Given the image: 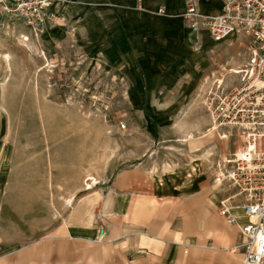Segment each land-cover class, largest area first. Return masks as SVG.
Wrapping results in <instances>:
<instances>
[{"label": "rangeland", "instance_id": "rangeland-1", "mask_svg": "<svg viewBox=\"0 0 264 264\" xmlns=\"http://www.w3.org/2000/svg\"><path fill=\"white\" fill-rule=\"evenodd\" d=\"M54 4L39 31L0 15V264H44L52 250L59 264H89L92 250L99 264H241L238 230L204 232L214 219L237 229L218 214L227 193L214 174L242 146L237 130L213 129L204 100L216 80H239L249 39L168 27L143 45L136 26L150 18L116 27L105 10ZM86 197L96 203L81 215ZM151 215L150 234L181 230L182 244L152 257L120 249L134 238L113 229L148 232L126 219Z\"/></svg>", "mask_w": 264, "mask_h": 264}, {"label": "built area", "instance_id": "built-area-1", "mask_svg": "<svg viewBox=\"0 0 264 264\" xmlns=\"http://www.w3.org/2000/svg\"><path fill=\"white\" fill-rule=\"evenodd\" d=\"M56 0H0V15L39 31L51 20ZM164 14L160 8L157 12ZM182 19L193 30H205L214 43L231 35L249 39L247 58L239 80L231 86L217 80L205 94V108L215 130H237L242 146L216 166L214 183L226 188L218 214L227 225L238 227L243 261L264 264V0H221L220 12L206 15L192 0ZM238 209L246 221H239ZM99 240L106 238L101 228Z\"/></svg>", "mask_w": 264, "mask_h": 264}, {"label": "crops", "instance_id": "crops-1", "mask_svg": "<svg viewBox=\"0 0 264 264\" xmlns=\"http://www.w3.org/2000/svg\"><path fill=\"white\" fill-rule=\"evenodd\" d=\"M66 1H75V2H81L83 4H87V6L92 7L93 8V12H98L101 10H105L109 13L115 14L118 18V24L116 25V27H122L125 23L124 19L127 18V14H130L132 16H134L136 18V22L137 19H143V18H150V20L159 25L160 29L156 30V27L151 26L152 22L150 23L149 27H146L143 24H140L139 26H136L137 29H140L142 31V34L144 36V38H142V44L143 45H150L152 42H154L157 38L160 37H165L167 32L166 29L169 27L171 31H173L174 29V34L176 35H180L181 32L180 30L182 29V27L185 30V34H187L188 36H195L197 34H199V32H195V31H187V29L189 30L190 28L187 26L186 22L182 19V14L185 11V7H186V2L188 0H66ZM197 8L198 11L202 14H206V15H216L220 12L221 9V0H192ZM62 2V1H60ZM59 4H54L56 6H65L63 5V3ZM68 4V3H67ZM139 8V11L135 13V11L137 10H133L134 8ZM56 8V7H55ZM162 8L164 10V14L163 15H159L157 12L158 10ZM101 9V10H100ZM132 10V11H131ZM117 13V14H116ZM153 14V15H152ZM180 19V20H179ZM126 27V26H124ZM145 28L147 30V32H145ZM191 30V29H190ZM179 32H181L179 34ZM72 197V200L70 202V204L67 203L68 198ZM70 197H68L67 199H65V204L72 207L75 196L73 194L70 195ZM93 198L91 197H86L85 201L87 204V207H85L84 209H82V211L80 210V212L82 213L81 215L85 214L84 211L88 210V206H92L93 204H95L96 202H93ZM140 203L142 204H147L141 200H139ZM125 213V212H124ZM211 214V212H210ZM91 216V214L88 212L84 218L88 219V216ZM124 215V214H123ZM210 216V215H209ZM152 215L150 216V221L151 223L146 225H140V224H135L133 219H126L125 216L124 218L126 220H131L132 225L135 227L134 229L137 231H140L139 227L140 226H146L148 228V232L145 231H140V232H128L127 229L125 228H116L113 229L112 231V237H117L120 235H124L122 237H125L126 239H131L134 238V244L130 245L127 243H122L120 244V249H124L125 246H129L128 248H132V252H137V253H141V254H146L147 256H162V255H166L167 252L172 249L174 246L176 245H181L184 241V233L181 230H172L171 232H174L173 236L171 239L165 238V237H159L154 235V232H158L155 231L153 228V221L151 219ZM208 217V216H207ZM206 217V218H207ZM237 217L238 214H237ZM205 218V219H206ZM240 218V217H239ZM242 221L244 222L245 220L243 218ZM85 221V222H86ZM214 221V226L218 227L219 229H215V230H206L204 228V232H215V236L216 237V232H236L237 229H227L222 227V223H220V221L218 220H213ZM92 223V220H91ZM91 223L89 226L86 225V227H90ZM127 231V232H126ZM150 232H153L150 234ZM239 234V231H238ZM109 242V241H107ZM90 244V243H89ZM90 246H92V244H90ZM89 247V246H88ZM53 251V250H52ZM52 251H50V255L49 258H47V255H45L44 257V264H59L60 263V257L57 256L54 253H51ZM96 252H98V250H92V255L88 257L87 263L89 264H99V260L96 257ZM38 264H43V261H40Z\"/></svg>", "mask_w": 264, "mask_h": 264}, {"label": "bare ground", "instance_id": "bare-ground-1", "mask_svg": "<svg viewBox=\"0 0 264 264\" xmlns=\"http://www.w3.org/2000/svg\"><path fill=\"white\" fill-rule=\"evenodd\" d=\"M193 31V30H192ZM199 31H202V30H198V31H195V32H199ZM234 37V35H231L230 37H228L226 40H231L232 38ZM223 43V42H222ZM240 73V70H239V72H238V74ZM213 129H214V127H213ZM215 130V129H214ZM239 210L237 209V210H233V212H234V214L236 215V212H238ZM240 212V211H239ZM240 214H241V212H240ZM240 218H243L245 221H246V219H245V216L242 214V216L241 215H238ZM236 217H237V215H236ZM238 218V217H237ZM239 220V219H238ZM244 221V222H245ZM222 236H226V235H222ZM229 238H227V237H225V241L226 240H228ZM239 261V258H236V259H230V262H234V263H237ZM243 261V260H242ZM242 263V262H241Z\"/></svg>", "mask_w": 264, "mask_h": 264}]
</instances>
